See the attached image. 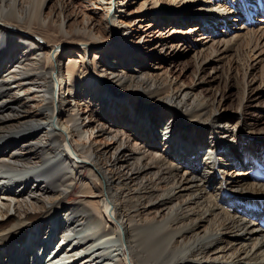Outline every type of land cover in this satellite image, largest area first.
<instances>
[{
  "label": "bare ground",
  "instance_id": "6f19581e",
  "mask_svg": "<svg viewBox=\"0 0 264 264\" xmlns=\"http://www.w3.org/2000/svg\"><path fill=\"white\" fill-rule=\"evenodd\" d=\"M50 1L0 0V264H264V141L250 132L264 115L242 114L264 92V7ZM181 53L192 86L173 69ZM224 60V86L242 79L236 117L201 78Z\"/></svg>",
  "mask_w": 264,
  "mask_h": 264
},
{
  "label": "rangeland",
  "instance_id": "374dc122",
  "mask_svg": "<svg viewBox=\"0 0 264 264\" xmlns=\"http://www.w3.org/2000/svg\"><path fill=\"white\" fill-rule=\"evenodd\" d=\"M141 1L142 0H123L122 1L123 3H121V8L123 10L127 11V12H132V11L135 12L139 8V4H140ZM171 1H173V0H167V2L164 1L163 3H166V5H173L171 3ZM199 1L201 3L204 2V0H199ZM244 1L247 2V3L249 2V4H254L255 3L254 8H255V10H258V8L260 7V4L264 0H207V2H205V3L210 4V6H212L211 8H213V11H216V12L220 11V13H223V12H231V11H233L235 9V6H238L240 2H244ZM55 2H56V0H51L48 3V6L50 7V9H54L55 8V4H56ZM94 6H95V4L93 2L90 3V7L91 8L94 9ZM78 10H80V8ZM259 10L262 11V9H259ZM255 12H254V9H253V13H254L253 15L255 17V18H253V20L260 19L261 17L264 18L262 13H255ZM134 14H132V15L134 16ZM192 18L193 17L189 16V18H188L189 22L186 25H182L181 28L188 29L189 27L195 26L197 22H195V19H192ZM240 47H238L239 50L237 51V57L233 56L232 57V62H230L231 64L235 65V67L237 69L236 70L237 72H240V70H241L240 67L243 68L245 66V64H246V61H245L246 60V49H245V46L243 45V46H240ZM89 53L86 55V59L87 60L88 59H92V53L91 52H89ZM191 55H192V53H187V54L181 53L180 56H177L176 58H174L178 62H177V66H175L173 68V69L176 70V74L179 75L182 83L185 84V85H189V86L190 85L192 86V83L194 82V74H195V69H196L195 68V66H196L195 61H193V59H191V57H190ZM68 56H70V55H65L64 59L68 58ZM263 64H260V66L258 64L254 72L255 73H259V71L262 69ZM215 66L216 65L212 66V64H210L205 69V71L202 72V74H201L202 77L201 78H205L206 80H208V77L215 76L216 79L213 81V83H208V85L212 86L211 87L212 88L211 89L212 92H215L216 90H222L223 93L227 96L226 101H225V111L222 112L221 115L223 117H225V118L234 117L236 115L237 105L239 104V100L241 99V96H242V82H241L242 79L239 76L236 77L235 74H233V76L232 75L230 76L231 79H230L229 83H227L224 86L223 77H224V73H225L226 68H227V60H224L221 63H219L218 68L216 69V71H217L216 73H214L215 70H212V68L215 67ZM88 86H89V84H88ZM92 86L94 87V84ZM92 86H90V87L93 88ZM206 88H207L206 86H202V85L198 86L197 88L194 89V94L193 95L194 96H200V95L207 94ZM256 89H258V87H255L254 95H255V93H259V95H255L256 96L255 99H257V100H254V103H252L251 106L254 105V107H257V108L256 109L252 108V109H255V110H253L252 113H249L250 112L249 109H251V107L248 108V109H245L243 111V113H242L244 119H246V121L248 123H250V122L252 123V122L256 121L257 117H259L260 115L262 116V114L264 115V92H261L259 90L256 92ZM103 95H104V97L106 96L108 105H111V106L115 105L116 103L117 104H120L122 102L124 103L125 100H126L123 97L122 98H118L111 90H109L107 88H104V94ZM78 100H79V98H76L75 101H73V103L78 101ZM111 100H113L115 102V104L111 103ZM124 105H126V106L124 108H122ZM124 105L120 106L123 109V110H121L120 113L118 111L116 112L117 118H120V120H123V121L132 118L131 115H133L131 113L132 104H130L128 102V103H124ZM151 106L148 105V107H147V112H146L147 115H153V113H150L151 111L156 110V109L161 110V108H162L161 104H154L152 107ZM127 110H129L128 115L126 113ZM158 112L159 111H157V113ZM134 119H136V118H134ZM158 128H159V131L160 130L162 131L164 129H161V128H165V127L162 126V127H158ZM262 128H263V126L255 125L252 128V131L250 130V132L252 133L251 134V140L252 141H255V142L256 141L257 142L264 141L263 140V138H264V128L263 129ZM225 146H227V145H222V147H225ZM183 147L185 148L184 144H183ZM205 150H206V148L203 149L204 152H205ZM204 152L201 155V159H203L206 156L205 155L206 153H204ZM226 156H227V158H230V157H232L234 155H233V152H227ZM245 169H241V171L242 172H246ZM73 199H74V197L68 198L65 201V204L66 205L69 204ZM57 240H56V242H57ZM47 254H48V252H47ZM163 261H165L164 258L161 259V264H162ZM43 263L44 262L42 260L40 262V264H43Z\"/></svg>",
  "mask_w": 264,
  "mask_h": 264
}]
</instances>
